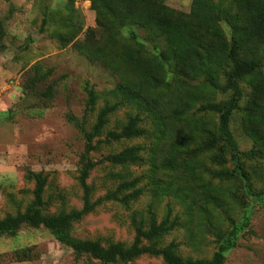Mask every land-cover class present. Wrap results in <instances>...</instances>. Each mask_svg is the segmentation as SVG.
Here are the masks:
<instances>
[{"label": "rangeland", "instance_id": "374dc122", "mask_svg": "<svg viewBox=\"0 0 264 264\" xmlns=\"http://www.w3.org/2000/svg\"><path fill=\"white\" fill-rule=\"evenodd\" d=\"M197 2L165 0L179 21L166 47L152 19L142 18L147 26L127 21L121 27L118 12L100 0H0V217L23 210L32 199L29 171L45 176V213L79 208L84 130L101 106L116 102L97 138L103 140L132 115L138 116L143 134L101 142L88 152L97 163L86 182L92 199L132 178L140 194L126 204L101 202L73 222L70 233L103 246L128 245L136 226L145 229L151 216L159 222L170 210L173 227L154 244L170 243L182 258L209 259L216 232L225 233L234 220L235 246L225 252L223 264H264V21L250 22L240 33L232 27L234 17H246L249 0H211L205 11L208 29L217 28L203 38L216 80L224 81L222 70L230 67L224 56L235 37L239 56L258 60L259 67L237 80L239 107L229 118L236 157L222 145L200 150L210 135H217L218 113L199 107L225 104L230 94L206 81L205 65L197 59L202 51L188 44L186 32L178 28ZM164 49L171 55L178 49V58L159 62L155 56ZM88 90L94 94L90 106ZM130 145L139 148L135 162L116 165L102 159ZM215 154L226 161L216 163ZM237 166L246 179L211 175ZM0 264L164 262L149 254L110 262L76 257L47 229L24 226L15 235H0Z\"/></svg>", "mask_w": 264, "mask_h": 264}, {"label": "trees", "instance_id": "16d2710c", "mask_svg": "<svg viewBox=\"0 0 264 264\" xmlns=\"http://www.w3.org/2000/svg\"><path fill=\"white\" fill-rule=\"evenodd\" d=\"M10 1V0H7ZM96 3V0H91ZM101 3L110 11H116L120 15V26L123 27L127 21L132 24L147 26L142 18L152 19L153 26L157 31V35L165 40L166 47L172 41L175 35L174 25L178 14L177 12L166 5L165 0H100ZM240 3L246 0H236ZM251 1L245 7L246 17L239 19L234 17L232 27L236 32L247 31L250 28L249 23L253 21H264V0H249ZM211 0H198L197 6L193 5L189 14H186L188 21L179 25V29L183 30L188 36L187 43H194L195 49H200L202 55L199 56L198 62L203 63V72L207 73L206 81L213 88L229 92L230 96L225 104L206 103L202 104L199 109L218 113V130L217 135L210 137L201 145L200 150H210L216 145H222L229 152L232 158L236 157L237 149L235 139L229 128V118L232 111L238 109V101L241 95L240 87L237 80L244 75L252 73L259 67V61L256 59H244L238 54V39L232 38L231 47L224 56L230 63L229 68L222 71L224 81L219 83L216 80L215 72L210 70L209 54L206 45L203 42L206 34H213L217 28L208 29L209 19L205 17V11L208 10ZM174 17V18H173ZM200 28V29H199ZM205 34V35H204ZM218 35V34H217ZM134 41L136 36L131 34ZM222 40H219V48L222 47ZM163 50L162 53L155 56L159 60L172 61L178 57V49L171 52ZM168 54L170 55L168 57ZM160 62V61H159ZM213 64V63H212ZM195 65V64H194ZM201 65V64H200ZM199 68V67H198ZM200 69V68H199ZM202 71V70H201ZM37 79V78H35ZM94 103V94L88 90L87 105ZM117 109V103L104 104L97 112L95 122L89 130H84L85 151L81 158L82 167L79 175V181L82 186V203L79 208H73L68 211L60 210L53 213H45L43 211V190L45 186V176L42 172H28V177L34 179V187L32 189V199L26 204L23 210L15 213H6L0 217V235H15L22 227L31 228L43 227L47 229L53 237L72 249L74 255L79 257L82 254H87L92 258L100 261L110 262L114 260L130 261L142 254L160 256L164 264H223V257L226 251L235 246V238L237 235V223L230 220V228L225 233L216 232V250L209 259H191L182 258L177 254L172 244L164 246H156L154 240L167 233L173 227L172 222H168V213L164 219L157 222L151 216L148 221L147 228L136 226L133 240L128 245H123L119 242L109 243L106 246L101 245L97 240L79 239L74 237L70 231L73 222L79 220L84 214L92 211L94 207L103 201H117L122 204L128 203L130 200L137 198L140 194L139 188H136V178L122 181L110 191L105 192L101 196L94 199L91 198V186L86 182V178L90 169H92L97 161L88 158L87 154L95 149L101 142L119 141L121 139H131L143 134V130L138 127V116H129L126 122L118 129L108 130L103 140L97 137L107 123L108 116ZM71 118V116H70ZM138 146L130 145L121 150L105 155L102 159L112 164L122 165L133 163L137 159ZM218 164H223L226 158L220 154H215L212 157ZM237 166L236 169H220L211 171V175L219 179H228L231 177L247 178L246 174ZM130 189L128 192L126 190ZM247 221L242 222L241 227L244 228ZM146 241L147 243H144Z\"/></svg>", "mask_w": 264, "mask_h": 264}]
</instances>
